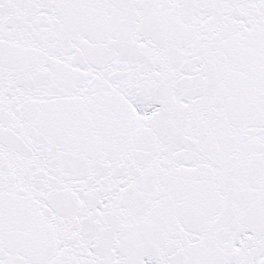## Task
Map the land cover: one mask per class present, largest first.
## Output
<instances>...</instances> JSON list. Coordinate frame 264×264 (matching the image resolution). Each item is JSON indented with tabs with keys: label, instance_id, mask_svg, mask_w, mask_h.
Returning <instances> with one entry per match:
<instances>
[{
	"label": "snow or ice",
	"instance_id": "obj_1",
	"mask_svg": "<svg viewBox=\"0 0 264 264\" xmlns=\"http://www.w3.org/2000/svg\"><path fill=\"white\" fill-rule=\"evenodd\" d=\"M0 264H264V0H0Z\"/></svg>",
	"mask_w": 264,
	"mask_h": 264
}]
</instances>
